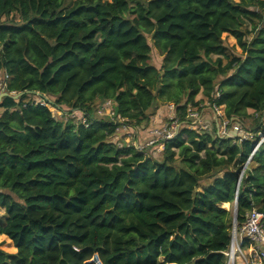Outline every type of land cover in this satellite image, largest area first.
Listing matches in <instances>:
<instances>
[{
    "label": "trees",
    "instance_id": "obj_1",
    "mask_svg": "<svg viewBox=\"0 0 264 264\" xmlns=\"http://www.w3.org/2000/svg\"><path fill=\"white\" fill-rule=\"evenodd\" d=\"M2 18L0 237L17 252L0 264H226L236 200L239 225L264 213V144L242 177L258 137L196 132L187 111L263 117L264 0H0ZM99 101L125 121L100 119ZM158 102L182 125L162 160L112 142Z\"/></svg>",
    "mask_w": 264,
    "mask_h": 264
},
{
    "label": "built area",
    "instance_id": "obj_2",
    "mask_svg": "<svg viewBox=\"0 0 264 264\" xmlns=\"http://www.w3.org/2000/svg\"><path fill=\"white\" fill-rule=\"evenodd\" d=\"M8 79L9 76L6 72H4L3 77L0 78V94L7 92ZM218 97L219 93H216V98ZM104 102L105 106H113L111 101ZM41 103L45 102L41 100ZM170 107L173 109L174 105H170ZM192 108L193 110H191V112L187 111V118L189 119L188 121L191 120L190 118H193V124L197 125V127H199L202 131H206L210 128V125L206 122L207 119L205 113H211L213 120L217 124L218 136L222 135L223 137H227L229 139L233 138L231 136V131L229 130V127L233 126V130L240 134V138L232 139L235 140L234 142H237V140L239 142L243 140H250L254 139L255 137V135L253 136L252 133L245 132L241 125H237L239 124L237 119L226 118L224 107L208 103L207 107L205 105H200L199 107H195L196 109H194V107ZM99 112H102V110ZM253 114L256 117L261 116V113L253 112ZM113 115L118 118V122L123 123L125 121L121 119L115 111ZM82 123L86 127H89V123L85 118H82ZM122 129L124 131H128V135H133L132 137L135 138V129L124 125L117 130V133H119V131ZM179 129L180 126L178 121H174L173 123L166 125V127L159 129V131L150 130L147 134L149 138L146 140L145 144L139 141H134L132 144L138 151L145 152V149L154 145L156 140L162 139V143H164V141L173 139L177 135ZM259 136V141L254 147L251 156L244 166L242 177L252 157L258 152L260 146L264 144V132H260ZM225 256L227 261L226 264H264V213L254 208L246 214L245 222L242 225H239L238 222H233L231 231V245L229 250L225 253Z\"/></svg>",
    "mask_w": 264,
    "mask_h": 264
},
{
    "label": "rangeland",
    "instance_id": "obj_3",
    "mask_svg": "<svg viewBox=\"0 0 264 264\" xmlns=\"http://www.w3.org/2000/svg\"><path fill=\"white\" fill-rule=\"evenodd\" d=\"M10 20H13L14 22L17 23V22H19L20 18L17 15H12L8 19V21H10ZM0 21L5 22V21H7V19L2 18V19H0ZM223 39L225 40L227 46L230 48V50L234 54L241 55L242 51H241L240 47L238 46L235 38L225 34L223 36ZM213 59H216V57H213ZM159 61H160V63H159ZM161 61H162V59L158 56V54L156 52H154L153 53V63L155 65H157L159 63V66H160ZM226 62H227V60L224 61V63H226ZM201 97H202V95H199L196 98L197 99L196 101H199L201 99ZM35 100L41 102V100L38 98H36ZM104 103H105L104 101H99L97 103V105H96L97 116L100 119L104 118V119H109L110 121L117 122L118 118L113 115L114 105L113 106H105ZM208 103L209 102L207 100H205V102L202 103L201 105H205L207 107ZM170 105L171 104H164V103L158 102V104L152 110V111H154L156 109L155 110L156 113H152L154 115L151 116L150 122L148 123L147 126L141 125L142 128L140 130H136L137 132H139V134H137L135 136V138L132 137L133 135H128V131H124L122 129L119 131V133H116V135L111 138L112 142L116 143L118 147H123L124 144L130 145V143H133L134 141H137V142L139 141V142H142L145 144L146 140L149 138V136H147V134L149 133L150 130H153V131L158 130L159 131V129L166 127V125L171 124L174 121H178V118H176L175 108H173L174 110L171 109ZM194 109H196V108L194 107ZM100 110H102V112H99ZM191 110H193V108L189 105L188 106V112H191ZM160 112H162V113H161V116L159 117L158 113H160ZM53 113H54V116H56L58 119H63V121H67V119H68V118L66 119V115H68L67 113L64 114L60 111H56L55 109H53ZM157 114L159 117V121L156 122V120H154V118ZM249 115H250V117H248V118L239 119V120L237 119L239 124H237V123H235V124L241 125L245 132L252 133L253 136L255 135L256 137H258V140H259V138H260L259 133L260 132H258L257 134L254 132H255L256 127L258 126V123H262V125H264V115L262 118H261V116L256 117L253 114V111H251V110L249 111ZM205 116L207 119L206 122L210 125V128L208 130L202 131L199 127H197V125H194L193 124V118H190L191 122L189 121V126H187V127L190 129H194L196 132H200L203 134L207 133L210 135H216V134L218 135L217 124L213 120L212 115L210 114V116H209V115H206V113H205ZM74 117H76V119L78 121L81 120V122H82V118H84L82 115L77 114V113L71 115V118H74ZM78 121H76V122L78 123ZM124 125L126 126V122L121 127H123ZM179 126L182 127V125H180V124H179ZM229 130L231 131V136L233 137L231 139L240 138V136H239L240 134L237 131L233 130V126L229 127ZM134 135H135V133H134ZM219 136H221V138L223 137L222 135H219ZM223 138H227V137H223ZM227 139H229V138H227ZM162 141H163L162 139L156 140V143L154 145L148 147L147 149H145V151L148 152L149 154H151L155 159L162 160L163 147H164V144L162 143ZM233 141H235V140H233ZM234 209H235V206H234ZM227 210L232 211L233 206L230 205L229 209H227ZM4 214H5L4 209L0 208V217H3ZM0 248L9 254H15L17 252L16 248L14 247L13 242L10 239H8V237H6V236L0 237Z\"/></svg>",
    "mask_w": 264,
    "mask_h": 264
},
{
    "label": "water",
    "instance_id": "obj_4",
    "mask_svg": "<svg viewBox=\"0 0 264 264\" xmlns=\"http://www.w3.org/2000/svg\"><path fill=\"white\" fill-rule=\"evenodd\" d=\"M9 96H10L9 93H7V92L0 94V103H1L3 98L9 97ZM13 98L18 99L19 95L14 96ZM238 187H239V185H238ZM234 206H235L234 222H237V200H236Z\"/></svg>",
    "mask_w": 264,
    "mask_h": 264
},
{
    "label": "crops",
    "instance_id": "obj_5",
    "mask_svg": "<svg viewBox=\"0 0 264 264\" xmlns=\"http://www.w3.org/2000/svg\"><path fill=\"white\" fill-rule=\"evenodd\" d=\"M159 67H160V66H159ZM3 74H4V73H1V74H0V78L3 77ZM201 98H202V97H201ZM158 112H159V111H158ZM161 113H162V112L158 113V114H159V117L161 116ZM158 114H157V115L155 116V118H154V120H156V122L159 121ZM210 114H211V113H206V115H209V116H210ZM229 205H230V204H229Z\"/></svg>",
    "mask_w": 264,
    "mask_h": 264
},
{
    "label": "bare ground",
    "instance_id": "obj_6",
    "mask_svg": "<svg viewBox=\"0 0 264 264\" xmlns=\"http://www.w3.org/2000/svg\"><path fill=\"white\" fill-rule=\"evenodd\" d=\"M229 204H225V205H223V207L225 208V209H229Z\"/></svg>",
    "mask_w": 264,
    "mask_h": 264
}]
</instances>
